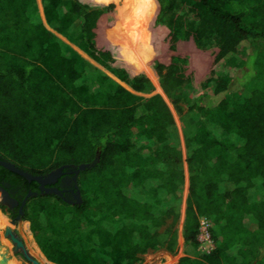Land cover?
<instances>
[{
	"label": "trees",
	"instance_id": "1",
	"mask_svg": "<svg viewBox=\"0 0 264 264\" xmlns=\"http://www.w3.org/2000/svg\"><path fill=\"white\" fill-rule=\"evenodd\" d=\"M187 56L210 71L193 101ZM242 68L245 84L228 72ZM165 100L193 113L182 141ZM0 160L32 176L88 165L74 203L0 169L36 193L22 220L52 264H140L160 248L183 250L178 264H264V0H0ZM182 204L180 232L159 233Z\"/></svg>",
	"mask_w": 264,
	"mask_h": 264
},
{
	"label": "rangeland",
	"instance_id": "2",
	"mask_svg": "<svg viewBox=\"0 0 264 264\" xmlns=\"http://www.w3.org/2000/svg\"><path fill=\"white\" fill-rule=\"evenodd\" d=\"M149 31L152 34V37L158 36V34L163 35L166 31V29L163 26L160 25H150L149 27ZM259 51H263L261 48H258ZM73 50L75 52H77L80 56L84 57L85 53L78 48L77 46L73 47ZM120 48L116 49L115 51V57H120ZM187 66L191 67L194 70V78H193V82L190 83L187 87L186 90L190 93L189 97L190 99L193 101L198 95L201 94V86H200V82L202 79H205L206 77H208L210 74L209 69L201 67L200 66V61H202V58H192L190 56H187ZM101 72H103V74L107 75L110 78H113V76L110 74V72L108 70H106L105 68H103L102 66L97 65L96 66ZM151 65L147 64V70H150ZM231 76L235 79H237V81H239L241 84H245V82H248L249 79V75L251 74L250 70L248 68H242V69H237V70H229L228 71ZM152 86H153V92L151 94H161V90L158 86L157 81L153 80L152 81ZM166 101V100H165ZM175 120V125L177 128V132L178 135L180 137V140L182 141V126L186 125L188 122V120H190L191 115L193 113L188 112V107L186 105H182L183 107V111L181 114H178L175 112L173 106L166 101ZM181 146H182V150H183V144L181 142ZM183 169H184V173H185V177H187V169L186 166L183 164ZM167 206L164 207V209H166ZM183 204L181 206V212H180V217L179 219L175 222V224H173L172 222V218L168 217L164 220L162 226L159 228V233H162L163 231H165V229L167 228H172V229H176L180 232L181 230V226H182V212H183ZM1 213V212H0ZM2 214V213H1ZM5 218H7L6 213L2 214ZM25 225L28 227L29 230V237L25 231ZM4 227V220L0 217V229L3 230ZM8 228H10L14 234L22 241L26 251L29 247V245H32V243L35 245V247L37 248V250L40 252L39 248L37 247L33 236L30 232L29 229V223L27 221H18L17 224L15 225H11L10 221L8 222ZM4 231H0V239L4 240L10 247H0V264H30L22 255L20 252H16L14 253L12 251H10L11 245L9 244V242L3 238V234ZM31 240V242H30ZM8 249V251H6ZM28 255L34 259L36 262L37 260L35 258H33L29 252L27 251ZM12 254H16V257L12 258ZM40 254L42 255V253L40 252ZM43 256V255H42ZM185 253L183 250L179 249L177 253H169L168 251H166L164 248H160L157 250H153V251H148L146 254H144L143 256H141V263L140 264H178V261L180 258L184 257ZM3 258H5L7 261H3ZM25 260H24V259ZM44 258V256H43ZM45 259V258H44ZM46 260V259H45ZM40 264V263H39ZM52 264V263H49Z\"/></svg>",
	"mask_w": 264,
	"mask_h": 264
},
{
	"label": "flooded vegetation",
	"instance_id": "3",
	"mask_svg": "<svg viewBox=\"0 0 264 264\" xmlns=\"http://www.w3.org/2000/svg\"><path fill=\"white\" fill-rule=\"evenodd\" d=\"M1 168L5 169L2 166H0V169ZM65 170L66 171H64V174L53 185H45L44 188L45 189L56 188L60 191V194L56 195V196L61 197L65 202L74 203V202H77V199H76L77 185H76V180L74 181V175H73L74 168L71 167V168L65 169ZM76 179H77V177H76ZM38 189H39L40 194H45V195L52 194V193H46L45 191L42 192L39 184H38ZM0 190L6 192L7 195L16 203L13 206H10V205L4 203L3 197L0 193V212L2 214L6 213V215H7V219H6L0 213V217L4 220V227L2 230V231H4L8 228V222L9 221L10 222L13 221L15 224H17L19 217L22 220L23 208L21 209L20 206H21L22 202L24 201V199L26 198V196L28 195V193L31 191H29L23 198H21L20 189L17 186L10 185V183L7 180L2 178L1 174H0ZM31 193L34 194L33 196L36 195V193H33V192H31ZM52 195H55V194H52ZM20 211L22 212V216H20ZM6 240L11 245L10 251L12 253L14 246L12 245V243L8 239H6ZM2 241L3 242H0V247L1 246L5 247V248L7 246L10 247L4 240H2ZM14 257H16V254H12V258H14Z\"/></svg>",
	"mask_w": 264,
	"mask_h": 264
},
{
	"label": "water",
	"instance_id": "4",
	"mask_svg": "<svg viewBox=\"0 0 264 264\" xmlns=\"http://www.w3.org/2000/svg\"><path fill=\"white\" fill-rule=\"evenodd\" d=\"M0 166H2L3 168H5L6 170L12 172V173H15L19 176H21L22 178L26 179L28 182H35L37 184L40 185L41 187V190L42 192L45 191L46 193H52V194H55V195H59L60 194V191L56 188H51V189H45L44 186L45 185H53L63 174H64V171L65 169H69L71 168L70 166H66V167H61L47 175H44V176H32L22 170H19L17 169L16 167H14L12 164L8 163V162H5V161H0ZM74 170H73V175H74V181L76 180V177L78 175V173L86 168H88V165H80L78 167H73ZM0 193L3 197V201L4 203L10 205V206H13L15 205V201H13L8 195L6 192L4 191H1L0 190ZM34 194H32L31 192L28 193V195L26 196V198L24 199V201L22 202L20 208L22 209L26 200L33 196ZM76 199H77V202L80 201L79 199V191L77 190V193H76ZM20 216H22V212L20 211ZM18 221H22L21 218L19 217L18 218ZM11 225H15V223L12 221L10 222ZM3 237L5 239H8L12 245L14 246V249H13V252L16 253V252H20L21 255L30 263V264H39L38 262H36L34 259H32L22 241L14 234V232L10 229V228H7L6 230H4V233L2 234ZM3 261H5V258H3ZM47 261V260H46ZM48 262V261H47ZM50 263V262H48Z\"/></svg>",
	"mask_w": 264,
	"mask_h": 264
},
{
	"label": "built area",
	"instance_id": "5",
	"mask_svg": "<svg viewBox=\"0 0 264 264\" xmlns=\"http://www.w3.org/2000/svg\"><path fill=\"white\" fill-rule=\"evenodd\" d=\"M198 242L199 249L202 252L209 253L214 247L213 241L208 231V224L203 220H200Z\"/></svg>",
	"mask_w": 264,
	"mask_h": 264
},
{
	"label": "crops",
	"instance_id": "6",
	"mask_svg": "<svg viewBox=\"0 0 264 264\" xmlns=\"http://www.w3.org/2000/svg\"><path fill=\"white\" fill-rule=\"evenodd\" d=\"M7 219V218H6ZM4 238V237H3ZM0 242H3L1 239H0ZM1 251V250H0Z\"/></svg>",
	"mask_w": 264,
	"mask_h": 264
},
{
	"label": "bare ground",
	"instance_id": "7",
	"mask_svg": "<svg viewBox=\"0 0 264 264\" xmlns=\"http://www.w3.org/2000/svg\"><path fill=\"white\" fill-rule=\"evenodd\" d=\"M6 251H8V249ZM5 261H7V260L5 259Z\"/></svg>",
	"mask_w": 264,
	"mask_h": 264
}]
</instances>
